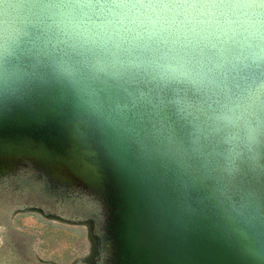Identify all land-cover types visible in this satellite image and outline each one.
<instances>
[{
  "label": "clouds",
  "instance_id": "clouds-1",
  "mask_svg": "<svg viewBox=\"0 0 264 264\" xmlns=\"http://www.w3.org/2000/svg\"><path fill=\"white\" fill-rule=\"evenodd\" d=\"M0 13V64L20 81L52 79L97 113L162 106L196 145L264 136V0H0Z\"/></svg>",
  "mask_w": 264,
  "mask_h": 264
},
{
  "label": "water",
  "instance_id": "water-1",
  "mask_svg": "<svg viewBox=\"0 0 264 264\" xmlns=\"http://www.w3.org/2000/svg\"><path fill=\"white\" fill-rule=\"evenodd\" d=\"M89 138L119 185L123 264H264V164L249 161H264V136L231 152L196 145L162 106L123 115L109 100L93 112L58 82L20 81L0 64V148L25 142L71 158Z\"/></svg>",
  "mask_w": 264,
  "mask_h": 264
},
{
  "label": "rangeland",
  "instance_id": "rangeland-1",
  "mask_svg": "<svg viewBox=\"0 0 264 264\" xmlns=\"http://www.w3.org/2000/svg\"><path fill=\"white\" fill-rule=\"evenodd\" d=\"M83 140L71 158L25 142L0 148V264H123L119 185L95 141Z\"/></svg>",
  "mask_w": 264,
  "mask_h": 264
},
{
  "label": "trees",
  "instance_id": "trees-1",
  "mask_svg": "<svg viewBox=\"0 0 264 264\" xmlns=\"http://www.w3.org/2000/svg\"><path fill=\"white\" fill-rule=\"evenodd\" d=\"M122 256V255H121Z\"/></svg>",
  "mask_w": 264,
  "mask_h": 264
}]
</instances>
